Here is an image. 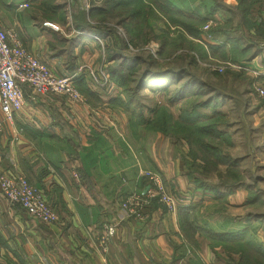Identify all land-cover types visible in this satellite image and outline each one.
I'll list each match as a JSON object with an SVG mask.
<instances>
[{
	"label": "crops",
	"instance_id": "1",
	"mask_svg": "<svg viewBox=\"0 0 264 264\" xmlns=\"http://www.w3.org/2000/svg\"><path fill=\"white\" fill-rule=\"evenodd\" d=\"M176 1L180 9L201 15L186 0ZM19 2L28 6L20 8ZM43 3L0 0V28L16 32L55 74H74L82 100L33 94L24 86L22 107L12 122L0 126V175L25 177L44 192L57 215L55 222H41L0 189V264H236L232 257L239 254L227 251L228 242L217 236L237 231L264 247V213L258 211L264 195L248 199L243 187L196 189L182 173L169 139L150 132L145 122L131 121L123 91L109 85V74L102 72L104 85L92 82L100 77L93 69L98 62L114 61L104 58L105 38L76 30L72 20L54 15L60 7ZM250 9L253 24L264 19L258 13L264 14V2L255 1ZM213 37L211 45L225 41ZM263 61L262 53L249 59L257 67ZM1 116L0 110V122ZM257 156L263 160L264 151ZM146 170L160 174L176 199V212L151 202L143 209L144 219L123 215L118 222L122 200L146 188L141 175ZM115 220V235L101 246L102 225Z\"/></svg>",
	"mask_w": 264,
	"mask_h": 264
},
{
	"label": "rangeland",
	"instance_id": "2",
	"mask_svg": "<svg viewBox=\"0 0 264 264\" xmlns=\"http://www.w3.org/2000/svg\"><path fill=\"white\" fill-rule=\"evenodd\" d=\"M73 1L43 0L46 5L60 6L61 10H58L60 12H55L54 15L60 18L67 17L68 20H72ZM77 1L82 6V10L85 9L87 11L92 4L99 6L104 0ZM170 1L180 6L176 0ZM74 3L76 2L74 1ZM186 3L189 6H195L202 15L206 11L211 10V6H215L214 11L208 15L204 22L196 23V28L199 32L195 36L181 31L179 25L169 20L164 14L156 12L148 18L149 31L146 28L144 29L145 38L146 40L149 39V41L146 44L144 43L145 41L141 42L144 37V32L142 31L137 39L138 45L135 44L134 46V44H131V46L125 47L123 40L128 39L129 36L126 33L125 26L120 22L121 25H119L117 22L119 17H103L95 14L89 22L92 23L95 20L105 18L103 22L111 26L114 31L112 30V35L104 36V38L108 45L112 46V49L118 50L120 54L128 57L139 55L142 58H146V55H149L157 62V66H154L156 69L184 68L186 72L190 73V76H194L195 86L200 88L197 92L198 94L196 96H184L168 104L166 101L169 93L155 92L144 88L138 94L133 95L131 99H128L131 91L126 90V87L129 86L131 88L134 86L133 75H137L146 67L142 61L140 66L139 64L137 65L136 68L138 69L135 74L131 75L129 72L120 73L124 76V89L115 79L112 80V83L109 81V85H116L123 91L122 94L124 95V100H126V106L128 105L124 110L133 123H140L142 121L140 117H143V120H151L157 115V110L160 107L168 104L167 112L170 113L171 120L165 115L161 122L163 121L168 127V133L174 139H177V144L174 147L182 173L195 188L196 182L204 184L203 189H196L206 192L209 188L216 186L232 191L243 187V190L247 191L248 199L261 193L264 195V159L262 160L260 156H257L264 151V74H255L264 65L257 67L256 63H249V60H245L251 53L256 54L255 56L262 53L264 56V32L260 31L262 27H258L259 30L254 28L252 21L248 19V16H251L250 8L247 6V14L244 11H240L241 8H237V0H186ZM185 12L195 13L188 10ZM258 13L264 17L262 11L259 10ZM259 14L253 13L252 16ZM130 22L132 25V21ZM206 23L209 24L208 28H204ZM220 27L225 28L227 32L226 35L224 34L225 41L220 45L225 44L228 47V38H231L232 44L229 45L228 49L211 54L205 46L209 45L211 40H214L213 35H216L217 29ZM257 59H259V56ZM124 62L126 65L130 64L129 60ZM243 64L247 68L239 67ZM97 65L93 67L94 70L108 74L106 72L107 67L104 66V60L98 62ZM173 79L174 77L171 75L163 83L148 81L149 83L147 84H154L152 87L168 85L171 92L176 86ZM186 79V75L182 76L178 84ZM257 88L262 89L263 93L261 94ZM80 96H82L81 93ZM208 96L210 98L213 97L212 101L218 102L216 111L220 113L222 119L217 123V129L225 130L227 134L226 139L218 143L219 146L214 143L219 150L214 153L215 155L213 154L215 164L204 165L205 162L201 157L203 153L197 144L193 143L194 146L190 147V144L186 141L185 136L190 134L192 140H194L195 134L176 127L173 124V120H176L181 111L189 110L195 100H204ZM198 112L207 116L212 114L213 110L200 108ZM151 128L154 127L152 126ZM149 130L150 132L161 133V131L155 129ZM216 155H222L221 159L217 160ZM226 155H229V161L234 164L233 170L228 167L229 163ZM234 183L237 185H231ZM256 183L260 187L255 190ZM260 210L264 213V205L258 211ZM262 220V227L264 228V215ZM236 254L238 255V253ZM253 264H264V262L257 259Z\"/></svg>",
	"mask_w": 264,
	"mask_h": 264
},
{
	"label": "trees",
	"instance_id": "3",
	"mask_svg": "<svg viewBox=\"0 0 264 264\" xmlns=\"http://www.w3.org/2000/svg\"><path fill=\"white\" fill-rule=\"evenodd\" d=\"M74 1L76 3H74ZM74 1L72 5V24L76 30L83 31L86 29L93 32V34L95 33L97 36H109L112 35L114 30L107 23L103 22L105 18L95 20L92 23H90L89 20L92 19L95 14L101 15L103 17H119L117 22H120L125 26L126 33L129 36L128 39L126 38V40H123V44L125 47H128L129 45L131 46V44H134V46L135 44L138 45L137 39L141 32H144L145 28L149 31V27L147 24L148 18L156 12L164 14L169 20L179 25L181 31L195 36L199 32L196 28V23L204 22L208 18V15H210L215 8V6H211V10L206 11L204 16L197 13H187L173 4L170 0H104L99 6L92 4L86 11L85 9L82 10L83 8L77 0ZM255 1L260 2V0H237V8L240 7V11H244L245 14H247L248 8H252ZM261 2H264V0H261ZM260 11H262V9H260ZM130 21H132V25ZM120 23L119 25H121ZM253 25L255 26V29H258V27H262L260 31L264 32V19H261L258 22H254ZM217 30L218 32H220H216L215 36H225L227 33L225 31V28L222 27L218 28ZM148 41L149 39L146 40L144 32V37L141 42H144L146 44ZM230 44H232V40L231 38H228V47H226L225 44L218 46L209 44L205 47L211 54H214V52L228 49ZM111 47L112 46L110 45L104 47L105 58H107V61H111L112 59L114 60L112 64H108L106 66V72L109 74V78H111L112 80H117L123 89L125 86L124 76L120 73L129 72L131 73V75H133L138 69L136 68L137 65L139 64L140 66L141 61L144 63V65H146V67L141 72H139L137 75H133L134 78L132 81L134 83V86H132L131 88L129 86L126 87V90L131 91L128 99H131L133 95L138 94V92L140 90H143L144 88H148L149 90L155 92L161 91L167 94L169 93V97L166 101V103L168 104L169 102H174L176 99L178 100L179 98H182L184 96H196L198 94L197 92L200 90V88H196V83L194 82L193 78L194 76H190V73L186 72L184 68L172 67L167 69H156L154 66H157V62L153 60L149 55H146V58H142V56L139 55L128 57L127 55L120 54L118 50H114ZM255 55L256 54L251 53V55H249L245 60L248 61ZM193 57L192 59H194ZM127 60L130 61V64L126 65L124 61ZM171 75L172 77H174L173 82L176 85L175 88H173V91H171L172 93L170 92L168 85H157L155 87H152L154 84H147L149 82L163 83V81L166 78H169ZM184 75L187 76V79L178 84V82L181 80V77ZM74 82L77 90L80 91V89L78 88L79 82H77V77H75ZM212 98L208 96L204 100H195L193 106H191L189 110L187 109L183 112L181 111L176 120H173V124L176 125V127L181 128L184 131H188V133L195 134L194 140H192L190 134L188 136H185L186 141L188 144H190V147L194 146L193 143L197 144L198 148L203 153L201 157L205 162L204 165H207L209 163L215 164L213 156L215 155V152L219 151L216 145L219 146L218 143L221 140L226 139L227 134L225 130L217 129V123H219L222 118L220 117V113L216 111L218 102L212 101ZM167 105L160 107L157 110V115H155L149 121L146 119L143 120V117L140 118L142 120L141 123L145 122L144 126L146 129H155L161 131V133L165 137H167L169 141L175 146L177 144V139H174V137L168 133V127H166L163 121L161 122L165 115H167L169 120H171V115L167 112ZM208 107L213 110L212 114L207 116L199 114L198 110L200 108ZM151 125L154 128H151ZM168 125L172 126L170 124ZM221 156L222 155H216V159H221ZM226 159L229 163V169L233 170L234 164L232 161H229V155ZM229 169L228 171L230 172ZM196 183V188H204V184H200L199 182ZM235 183L231 185H237ZM152 202L156 203V201ZM161 208L164 209L163 206H161ZM217 237L228 242L226 243L227 246H225V248L229 252H235L239 254L237 258L232 257V260H235L236 264H253V262L257 259L264 262V247L261 243L254 241L253 238L244 237L243 234L238 231L220 234ZM238 240L241 242H238Z\"/></svg>",
	"mask_w": 264,
	"mask_h": 264
},
{
	"label": "built area",
	"instance_id": "4",
	"mask_svg": "<svg viewBox=\"0 0 264 264\" xmlns=\"http://www.w3.org/2000/svg\"><path fill=\"white\" fill-rule=\"evenodd\" d=\"M27 6V2L18 4L20 8ZM208 27L209 24L206 23L204 28ZM94 37L100 40L97 36ZM239 67L247 68L244 64ZM88 71L93 76L89 68ZM255 74L263 75L264 66ZM74 79V74H55L23 45L16 32L0 28V110L2 114L0 126L3 122H12L14 115L22 107L24 85L31 88L33 94H58L70 102H79L81 96ZM92 81L97 85H104L107 82V75L100 73V77L93 76ZM257 89L261 94L263 93L262 89ZM141 175L146 179L147 186L142 192L133 191L122 200L120 203L122 216L117 219L118 222L123 219V215L144 219L143 209L152 201L163 206L168 213L176 212V199L167 190L160 174L145 171ZM0 189L10 203L20 206L33 218L45 223L57 220V215L45 199L44 192L32 185L25 177L0 175ZM118 222L115 220L102 225L98 238L101 246H106L110 238L115 235Z\"/></svg>",
	"mask_w": 264,
	"mask_h": 264
}]
</instances>
